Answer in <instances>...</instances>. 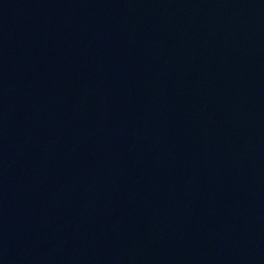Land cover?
Returning a JSON list of instances; mask_svg holds the SVG:
<instances>
[{"label": "water", "instance_id": "95a60500", "mask_svg": "<svg viewBox=\"0 0 264 264\" xmlns=\"http://www.w3.org/2000/svg\"><path fill=\"white\" fill-rule=\"evenodd\" d=\"M0 264H264V0H0Z\"/></svg>", "mask_w": 264, "mask_h": 264}]
</instances>
